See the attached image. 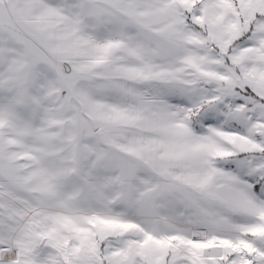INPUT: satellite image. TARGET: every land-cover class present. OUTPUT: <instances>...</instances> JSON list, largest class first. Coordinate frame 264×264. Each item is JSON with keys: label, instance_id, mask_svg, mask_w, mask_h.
Instances as JSON below:
<instances>
[{"label": "snow or ice", "instance_id": "obj_1", "mask_svg": "<svg viewBox=\"0 0 264 264\" xmlns=\"http://www.w3.org/2000/svg\"><path fill=\"white\" fill-rule=\"evenodd\" d=\"M0 264H264V0H0Z\"/></svg>", "mask_w": 264, "mask_h": 264}]
</instances>
